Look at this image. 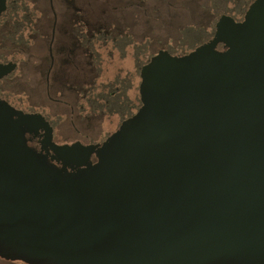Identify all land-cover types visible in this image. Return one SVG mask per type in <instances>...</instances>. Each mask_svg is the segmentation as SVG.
Segmentation results:
<instances>
[{
    "label": "water",
    "instance_id": "obj_1",
    "mask_svg": "<svg viewBox=\"0 0 264 264\" xmlns=\"http://www.w3.org/2000/svg\"><path fill=\"white\" fill-rule=\"evenodd\" d=\"M6 0H0V13ZM190 61L142 69L152 115L96 174L56 183L0 106V256L23 264H264V0ZM224 52H213L219 45ZM15 67L0 65V76ZM32 132L48 127L29 116ZM55 154L93 146L50 145Z\"/></svg>",
    "mask_w": 264,
    "mask_h": 264
},
{
    "label": "flooded vegetation",
    "instance_id": "obj_2",
    "mask_svg": "<svg viewBox=\"0 0 264 264\" xmlns=\"http://www.w3.org/2000/svg\"><path fill=\"white\" fill-rule=\"evenodd\" d=\"M38 1L46 4L44 11L35 9ZM65 1L6 0V10L0 13V65L14 66L15 70L0 76V106L17 122L18 114H22L20 127L26 143L54 182L80 183L97 173L107 152L123 133L124 124L140 123L152 115L153 101L141 89L142 69L159 52L178 58L179 65L190 61L211 43L219 20L213 37L200 40L194 48L191 38L182 45L180 37L161 42L154 35L150 39L152 57L147 62L146 37L137 42L136 32L129 27H117L120 33L110 37V30L98 24L92 7L89 12H82L73 5L74 12L66 17V12L59 10L67 4ZM254 1H250L249 7ZM245 15L243 20L231 17L245 24ZM7 26L8 32L3 30ZM155 37L157 47L153 46ZM131 39L138 44L129 43ZM225 50L221 44L212 51ZM129 58L136 75L125 68ZM32 60L35 70L24 72L23 67ZM23 80L30 84L25 89L21 85ZM40 91L42 101L32 102L31 99H40ZM31 115H41L48 127L32 132ZM77 143L96 147L94 153L59 155L50 146Z\"/></svg>",
    "mask_w": 264,
    "mask_h": 264
},
{
    "label": "rangeland",
    "instance_id": "obj_3",
    "mask_svg": "<svg viewBox=\"0 0 264 264\" xmlns=\"http://www.w3.org/2000/svg\"><path fill=\"white\" fill-rule=\"evenodd\" d=\"M67 1V2H66ZM65 7L59 10L60 12H66L68 14L74 12L73 5L82 11L89 12L90 8L96 13L97 19H99L101 27L109 29L111 36L115 37L119 32L117 27H129L132 29L134 38L137 42H143L147 35L150 34V30L153 28L155 36L159 37L161 42L164 40L169 42L171 39L176 40L180 37L183 27H204L201 31V40H210L212 36V27L216 24L219 18L223 15L232 16L234 12L243 13L247 11L244 2L249 3L251 0H238L234 11L227 12L230 10L226 3L220 6L213 7L210 4V0H66ZM71 1V2H69ZM226 0H223L225 2ZM38 11H44L46 4L42 1H38L34 5ZM245 13L242 16L245 15ZM67 21V20H66ZM111 22V23H110ZM117 24V25H112ZM112 25L111 27H108ZM108 27V28H106ZM173 29V30H172ZM4 31H9V27L3 28ZM117 32V33H116ZM214 35V34H213ZM158 40V39H157ZM41 42V41H40ZM156 37L153 40V46L157 47ZM161 47H158L160 50ZM163 50V49H162ZM27 63L23 67L24 72H32L35 70L33 62ZM132 60L129 58L125 63L127 66L128 73L136 75L134 65L131 63ZM111 75V70L108 71ZM31 74V73H30ZM23 88H27L30 84L27 81H21ZM40 91V99H31L32 102H40L44 97ZM132 95V92L130 93ZM133 96V95H132ZM105 130V128H104ZM106 132H109L107 130ZM95 136H98L95 134ZM0 264H23V263H10L0 256Z\"/></svg>",
    "mask_w": 264,
    "mask_h": 264
},
{
    "label": "trees",
    "instance_id": "obj_4",
    "mask_svg": "<svg viewBox=\"0 0 264 264\" xmlns=\"http://www.w3.org/2000/svg\"><path fill=\"white\" fill-rule=\"evenodd\" d=\"M237 1L238 0H226L225 2H223V0H210V4L213 7H216V6H220L223 3H226V5H228L229 8H230V10L228 9V11H227L229 13L230 11H234L236 5L238 4ZM241 1L244 2L243 0H241ZM250 3L251 2H249V3L244 2L245 7L247 9H248ZM244 13H245V11L243 13L234 12L232 17H234V18H236L238 20H241ZM214 27H215V25L212 27V36L214 34ZM181 29H182V31H181V34H180V42H179V44H182V45L185 44L187 39H190V38L193 39L191 41L192 48L196 47L197 44H200V42L202 41L201 40L202 39L201 38V31L204 29V27L194 26V27H183ZM154 32H155V29L152 28L150 30V34L146 36V42H144V45H145V56H146V61L147 62L152 57V54L150 52V47H151V41L152 40H150V39L152 37H154V34H153ZM129 43L138 44L136 41H134L132 39H131V41H129Z\"/></svg>",
    "mask_w": 264,
    "mask_h": 264
}]
</instances>
